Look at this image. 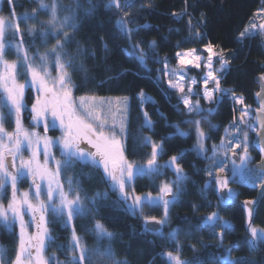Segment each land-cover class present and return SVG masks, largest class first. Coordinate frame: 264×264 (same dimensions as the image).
<instances>
[{"label": "snow or ice", "instance_id": "6c2138e0", "mask_svg": "<svg viewBox=\"0 0 264 264\" xmlns=\"http://www.w3.org/2000/svg\"><path fill=\"white\" fill-rule=\"evenodd\" d=\"M7 2L11 6L9 17L0 15V228L9 233H14V229L18 228V235L15 236L14 259L7 258V249L0 245V264H127L126 260L116 259L111 245L115 234L101 220H95L91 229L97 241L94 248H88L83 238L77 235L73 222L90 213L98 215L100 201L108 199L107 191H98L89 196L82 186L79 174L75 178L68 175L77 164L82 167L91 166L100 171L103 182L113 193L118 194L117 203L125 211L136 215L143 214L146 206L162 208V218L144 217L146 226L151 223L163 226L168 222L169 210L179 200L181 186L187 179L181 166V160L187 151H194L197 156L212 162L210 167L204 169L210 180L202 191H207L213 183L217 193L227 190V198L221 196L220 204L228 205L237 197L238 193L229 188L230 180L237 176L242 181L247 180L252 187L258 186L261 196L264 197V74L260 76L261 90L255 94L258 107L253 117L243 96H236L231 89L221 88L222 73L228 71L229 61L224 59L223 50H213L211 42L204 45L203 52L207 53L206 56L196 48L185 52L177 51L176 67H170L167 58L163 61L154 59V63L163 65L162 70H157L154 83L159 87L161 75L167 78L168 88L160 90L169 103V89L179 94L178 103L173 107L180 113L182 104L186 110L184 114L193 117L183 123L195 126V145L192 149L180 150L177 155H171L166 163L160 164L158 161L165 154L164 143L171 139V135L161 137L159 142L151 136H143L140 138V146L150 147L151 151L145 163L137 164L130 161L125 154L129 138V97L115 98L118 101L115 105L111 99L95 95L74 98L75 91L87 86L86 80L81 85L73 81V75L77 71H85L82 64L77 67L79 56L83 54L79 45L76 55L67 50L75 40L70 32L75 33L78 30L79 10L83 7L81 0H72L74 7H62L58 0H51V3L35 0L38 8L33 9L31 15L19 18L16 17L14 0ZM86 2L88 8L84 10V14L90 16L96 6L91 0ZM133 6L134 0H123V3L121 0H108L106 5L108 9L114 7L123 11L125 16ZM61 11L67 14L61 17ZM40 14L48 16L46 25H40L41 31L38 34L45 51L41 53L37 50L34 55H30V48L35 46V40L29 47H25L20 22L36 21ZM254 16L256 19L239 33L240 42L257 35L264 37V7L259 8ZM130 23L131 21L122 17L116 21V28L129 41L130 57L142 70L150 72L147 67L149 59L158 57L156 41L148 45L152 53L150 56L141 47L143 41L132 44L134 34L140 29L129 27ZM191 24L189 20L190 32L193 31ZM141 27L148 28L149 25ZM34 31V28H29L27 34L33 35ZM8 32L13 33L17 40L15 44L6 40ZM195 38L201 41L204 39L198 31ZM50 39L55 42L49 48ZM12 51L16 54V60L10 61L7 57ZM125 52L128 50L125 49ZM214 57L219 58L218 69L214 67ZM189 66L195 69L203 67L206 70L200 81L195 76H189ZM53 70L56 72L55 76L52 75ZM26 90H34L36 93L30 109L25 103ZM229 94L234 105L243 106L239 109V120L234 117L224 128L220 143L213 144L212 155L207 156L209 149L206 143L211 137L204 131L202 121L208 122L211 129L218 130L219 126L211 124L208 117L215 114L225 96ZM137 100L143 118L141 127L153 131L154 122L144 106L148 103L154 105V99L141 90ZM201 100L213 107H201ZM233 111H236L235 107ZM25 112H29L31 116L32 129L24 126ZM157 113L164 118V113L159 109ZM41 126L44 135L35 130ZM57 126L63 135L57 139L48 137L49 129ZM172 127L176 129V136L187 138L191 135L190 132L183 131L179 124ZM9 128L12 130L9 131ZM250 132L256 136L252 146L259 150L258 162L249 153ZM55 147H59L61 159H56L53 154ZM25 151L30 153L27 159L24 156ZM220 154L223 159L216 160ZM41 155L43 163L40 162ZM252 164H256V167H249ZM164 169L171 171L176 177L175 180L161 183L156 196L151 192L136 194L134 182L137 177H159L164 175ZM26 180L30 181L29 189L21 191L19 185ZM255 204L256 200L244 201L247 213L246 230L250 234L247 243L252 252L257 251L259 244L264 242V229H258L252 222ZM56 222H60L65 229L71 228L69 244L66 247L59 245L56 249L65 253L64 261L56 255H46L49 247L55 243L49 225ZM217 225L221 229L218 235L222 243L224 231L231 230L232 225L223 220L219 212H211L201 227L215 232ZM31 228L34 231H30ZM145 231L153 229L146 227ZM178 232V229H173L167 236L169 241L176 244L174 251L162 254L166 256L167 264H202L182 258ZM155 234L163 237L162 227L156 229ZM103 241H108V245L105 246ZM231 251V247L225 249L221 264H245L243 260H233ZM247 264L256 262L249 261Z\"/></svg>", "mask_w": 264, "mask_h": 264}, {"label": "trees", "instance_id": "16d2710c", "mask_svg": "<svg viewBox=\"0 0 264 264\" xmlns=\"http://www.w3.org/2000/svg\"><path fill=\"white\" fill-rule=\"evenodd\" d=\"M46 2L51 3V0ZM58 2L62 7H74L72 0H58ZM91 2L96 6L95 11L92 15L86 16L84 10L88 8V4L86 0H81L83 7L79 10L78 30L75 33L70 32L75 40L67 50L76 55L79 45L83 54L79 56L77 67L82 64L85 69V71H77L73 75V81L77 85L87 81L86 87L74 92V98L80 95H95L113 101L116 100L115 98L129 97V138L125 154L130 161L143 164L150 154V147L140 146V138L143 136H151L153 140L159 142L161 137L171 135V139L164 143L165 154L159 159L160 164L166 163L171 155H177L180 150L192 149L195 145V126L183 123L193 117L184 114L186 110L183 109L182 104L180 113L173 107L178 103L179 94L169 89L171 93L169 103L160 90L168 88L167 78L161 75L159 87L154 83L158 75L157 70L163 68L162 63H154V59L163 61L167 58L169 66L176 67L177 51L185 52L196 48L206 56L207 53L203 52L204 45L211 42L214 46L213 50L215 52L223 50L224 59L229 61L228 71L222 73L221 88L231 89L236 96H243L245 104L250 106L249 111L254 117L258 107L255 94L260 90L257 78L264 74V37L257 35L240 42L239 33L256 19L254 13L264 7V0H134V6L128 9L127 16L114 7L108 9L106 7L108 0H91ZM14 5L17 18L31 15L32 10L38 8L35 0H14ZM10 7L7 0H1L0 15L9 17ZM173 13L176 15L174 16ZM66 14L63 11L59 13L61 17ZM122 17L131 21L129 27L140 29L134 34L132 44L143 41L141 47L151 56L148 45L156 41L158 57L149 59L147 67L150 72L142 70L128 54L131 53L129 41L122 37L116 28V21ZM47 20V15L40 14L36 21L20 22L25 47H29L35 40V46L30 48V55H34L37 50L41 53L45 51L38 34L41 31L40 25H46ZM189 20L192 22L191 32ZM143 25L149 27L142 28ZM29 28L35 29L33 35L27 34ZM197 31L203 36L202 41L195 38ZM6 40L11 44L17 42L12 32L6 34ZM54 42L50 39L48 47L50 48ZM125 49L128 50L127 53ZM7 58L10 61L16 60L15 52L12 51ZM213 63L215 68L220 67L218 57H214ZM205 71L203 67L188 68L189 76H195L198 81ZM54 72L55 70L52 71ZM141 90L155 101L154 105L148 103L144 106L154 122L153 131L141 127L143 118L137 100ZM31 91L33 92L29 90ZM230 97L231 94L225 96L215 114L208 117L211 124L219 126L218 130L211 129L208 122L202 121L204 131L211 137L206 143L209 149L207 156L212 155V145L220 143L224 128L233 121L234 117L239 120V109L243 106L234 105ZM32 99V93L27 95L29 106ZM201 107L207 109L213 105L201 100ZM157 109L164 113V118L159 116ZM194 118L200 119V117ZM30 124L32 121L28 126ZM175 124H179L183 131L190 132L191 135L187 138L174 135L176 129L172 125ZM253 139L254 133L250 132L249 149L254 161H259L260 156L252 146ZM220 156L218 155L216 160H221ZM211 163L197 156L194 151L185 152L181 166L187 179L181 186L179 200L169 210L168 222L162 226L163 237L155 232L145 231L144 222V217L162 218V208L146 206L143 214L136 215L125 211L117 203L118 194L113 193L103 182L100 171L91 166L82 167L77 164L68 175L75 178L79 174L82 186L89 196L95 195L98 191L108 192L107 201L101 200L98 205L100 209L98 215L90 213L73 222L77 235L83 238L88 248H94L97 241L91 229L95 220H101L108 230L115 234L111 245L117 260H126L127 264H167L166 256L162 254L174 251L176 246L167 239V236L173 229H178V242L184 260L202 262V264H221L225 249L231 247L230 255L233 260H243L245 264L249 261L264 264V242L259 244L255 252L249 249L247 241L250 239V234L246 230L247 213L244 207V201L257 200L258 187H252L247 181L231 179L230 187L238 195L230 204H220L214 183L207 191H202L210 180L204 169L210 167ZM162 171L164 175L159 177H137L134 182L136 194L144 195L151 192L156 196L161 183L175 180L176 177L171 171L167 169ZM173 191L175 193V188ZM213 211L219 212L221 218L232 225L231 230L224 231L222 243L218 235L221 231L219 225L216 226L215 232L207 227H201L205 218ZM252 222L255 227L264 229V198L256 207ZM49 227L55 243L49 247L46 255H56L64 261L65 253L56 249L59 245L66 247L69 244L71 228L65 229L60 222L52 223ZM15 230L17 229H14V233H9L6 229H0V245L7 249L9 259H14L15 256L17 235ZM30 231H34V228ZM102 243L107 246L109 242Z\"/></svg>", "mask_w": 264, "mask_h": 264}, {"label": "rangeland", "instance_id": "374dc122", "mask_svg": "<svg viewBox=\"0 0 264 264\" xmlns=\"http://www.w3.org/2000/svg\"><path fill=\"white\" fill-rule=\"evenodd\" d=\"M0 1H1V0H0ZM258 22H259V21H258ZM52 75L55 76L56 73L54 72V73H52ZM26 91H27V92H26L25 94H27V95H30V93H32V95H33V99H32V101L34 102L35 95H36L35 91H34V90H33V92H32V91L29 92V90H26ZM25 103L27 104L28 108L30 109L32 104H30V106L28 105L27 100H26V96H25ZM112 103H113V105H115L116 103H118V101H117V100H113ZM113 110H114V108H113ZM24 117H25V118L27 117L26 119H28V121L31 120V116H30L29 112H25V113H24ZM29 127H30V129H32V124H30ZM35 130L38 131V132H40L41 135H44V134H45V133L43 132V127H42V126L39 127V128H36ZM51 133H52V134H51ZM52 135H54V136H52ZM62 135H63V133H62V131L60 130L59 126H57V128H55V129H49V131L47 132V136L50 137V138H52V139H57V138L61 137ZM249 142H250V134H249ZM53 153H55V157H56V159H61L59 147H55V148H53ZM250 154H251V153H250ZM29 155H30V153L28 154V156H29ZM220 155H221V156H220ZM220 155H219L220 158L223 159V155H222V154H220ZM40 162L43 163V156H42V155L40 156ZM254 175H255V173H254ZM234 179L241 180V178H240L239 176H237V177L234 178ZM232 180H233V179H232ZM232 180H230V183H231ZM244 181H247V180H244ZM247 182H248V181H247ZM28 183L30 184V181H28ZM230 183H229V188H230L233 192H236L232 187H230ZM29 184L27 185V190L29 189ZM257 187H258V186H257ZM215 188H216V186H215ZM258 188H259V187H258ZM27 190H26V191H27ZM226 191H227V190H226ZM173 192H174V191H173ZM4 202L6 203L7 201H4ZM26 219H27V217H26ZM0 229H1V228H0ZM16 229H17V230H15V231H16V234L18 235V228H16ZM258 229H260V228H258Z\"/></svg>", "mask_w": 264, "mask_h": 264}, {"label": "water", "instance_id": "95a60500", "mask_svg": "<svg viewBox=\"0 0 264 264\" xmlns=\"http://www.w3.org/2000/svg\"><path fill=\"white\" fill-rule=\"evenodd\" d=\"M257 83H259V86H260V90H261V81H260V77L259 78H257ZM259 90V91H260ZM258 105V104H257ZM256 115V112H255V114H254V116ZM254 122V121H253ZM256 140V136L254 135V141ZM253 141V142H254ZM255 149H256V151L258 152V154H259V150L256 148V147H254ZM259 156H260V154H259ZM254 167H256V164H254V166H253V168ZM221 196H223L224 198H227V191L225 190L224 192H222V193H219L218 194V197H219V199H220V197ZM264 197H262L261 196V189L259 188L258 190H257V204H255V205H253V207L254 208H256V206L259 204V202L263 199ZM255 212V211H254ZM253 217H254V214H253ZM253 219V218H252ZM146 227H148V228H150V229H153V231L152 232H155V230L156 229H160L162 226H160V225H156V224H154V223H151V224H149V225H147Z\"/></svg>", "mask_w": 264, "mask_h": 264}, {"label": "flooded vegetation", "instance_id": "af4514ba", "mask_svg": "<svg viewBox=\"0 0 264 264\" xmlns=\"http://www.w3.org/2000/svg\"><path fill=\"white\" fill-rule=\"evenodd\" d=\"M27 92V91H26ZM25 96L27 97V94H25ZM33 103V101H31L29 104H32ZM27 118V117H26ZM26 118H24V126L26 127V128H28V129H30L29 128V126H28V124L30 123V121H28V119H26ZM12 130V128H9V131H11ZM250 134V133H249ZM249 153H251L250 152V149H249ZM28 152L27 151H25V153H24V156H25V159H27L28 158ZM251 155V157H252V159L254 160V157H253V155L252 154H250ZM253 165H249V167H252ZM29 183H28V181L26 180V181H24V182H21L20 183V185H19V188H20V190L21 191H26V188H27V185H28ZM6 201V200H5Z\"/></svg>", "mask_w": 264, "mask_h": 264}]
</instances>
